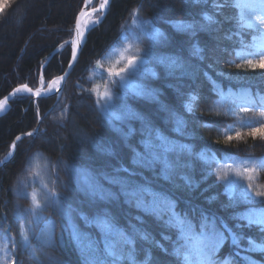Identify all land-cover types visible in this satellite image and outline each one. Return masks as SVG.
Here are the masks:
<instances>
[{
  "label": "trees",
  "instance_id": "obj_1",
  "mask_svg": "<svg viewBox=\"0 0 264 264\" xmlns=\"http://www.w3.org/2000/svg\"><path fill=\"white\" fill-rule=\"evenodd\" d=\"M180 1L111 0L99 23L87 32L61 97L41 120L36 136L19 140L12 160L0 168V244L8 242L5 254L11 259L15 255L16 264H84L81 243L73 238L67 218L54 204L41 212L38 224L30 232L29 244L20 239L18 222L21 216L28 219L24 209L30 206L26 194L35 189L38 199L42 198L41 184L54 188L63 205L74 209L72 224L92 240L100 239L99 231L94 225L86 226L81 217L91 219L101 211L109 212L118 227L140 229L149 235V240L136 241L132 260L123 258L119 264H183L182 257L174 253L175 230L138 210L123 196L93 200L76 174L77 170L112 174L121 167L133 168V149L142 150L141 141L149 125L176 144L188 145L194 153L181 157V165L186 161L187 167L177 168L171 179L161 176L159 166L135 168V179L176 200L177 211L191 214L193 209L197 213L206 210L233 224V214L251 206H229L227 188L232 185L217 180L218 163L249 162L247 167L252 171L244 173L243 180L237 183V198L240 191L246 190L249 178L254 187L264 190V139L259 133L253 138L249 127L244 126L258 127L264 118L256 111H240L241 107L264 105V68L235 67L242 63L237 53L259 59L247 56L253 51V37L236 26L234 0ZM83 2L0 0V8L8 5L0 14V100L21 85L35 90L41 75L47 84L64 73L75 18ZM214 4L223 6L215 8ZM205 15H213L216 23L208 25ZM131 23L128 31L136 38V47L149 71L133 76L136 92L122 88L123 84L110 85L114 97L105 113L92 91L105 82L102 74L98 76L93 71L97 61L103 67L104 55L120 45L122 33ZM143 23L151 24L162 36L153 39L142 29ZM180 24L193 25L195 34L180 30ZM197 44L204 50L202 60L190 55L192 46ZM169 58L179 59L183 66L170 68ZM190 97L194 112L187 113L184 104L189 103ZM53 102L52 98L32 102L26 96L10 102V109L0 117V162L11 151L17 136L34 131L37 113L42 117ZM175 118L184 121L182 134L174 130ZM236 131L241 132V138L226 144L225 135L234 136ZM201 152L209 158L201 160ZM171 158L176 159L175 155ZM184 175L191 178L190 187L181 179ZM230 179L237 178L233 174ZM112 191L118 192V188L112 187ZM5 199L3 208L9 230L1 219ZM262 206L256 201L255 207ZM46 225L55 226L50 241L42 234ZM7 230L15 239V247ZM242 231L257 242L264 239L256 227ZM165 234L168 240H162ZM153 240L168 251L157 247ZM232 251L226 244L219 255ZM249 255L254 264H264V253Z\"/></svg>",
  "mask_w": 264,
  "mask_h": 264
},
{
  "label": "snow or ice",
  "instance_id": "obj_2",
  "mask_svg": "<svg viewBox=\"0 0 264 264\" xmlns=\"http://www.w3.org/2000/svg\"><path fill=\"white\" fill-rule=\"evenodd\" d=\"M91 2L92 0H85L86 5L91 4ZM108 3L109 0H102L99 9L93 6L92 12L104 10ZM7 6L8 5H5L3 8H0V14H3ZM214 7L221 8L222 5L214 4ZM236 7L248 9L246 27L250 29L255 28L264 32V0H251V2L244 4H241L240 0H236ZM90 15V13L82 8L76 18L75 37L71 41V55L73 61L77 58L79 46L85 35V31L88 30L91 25L98 22V19H90ZM204 20L208 25L216 23L213 15H205ZM141 27L143 30L147 31L153 39L162 36V33L153 29L149 23H143ZM177 27L182 31L195 34L193 25L180 24ZM128 51L129 47L126 46L123 52ZM203 51L204 50L201 49L198 44L193 45L190 50V55L202 60L204 59ZM237 55L242 60V63L235 64V67L238 69L244 66L251 69H255L256 67L264 68V43L259 45L254 51H249L247 53L248 57L258 56V60L244 58L241 53H237ZM123 59L126 62H124L118 70L115 69V66L108 70V77L114 79L106 81L104 92H99L95 88L92 89L98 101H111L114 97V93H112L109 86L116 85L117 83L123 84L125 82V73H134L144 62L139 49H137L136 55H129L123 57ZM99 63L100 61H97V65H99ZM167 63L170 68L183 66L177 58H169ZM71 66L72 64L70 62L69 67ZM63 80L64 76H57L55 79L48 81L47 91L51 92L53 89L59 91ZM40 84L41 86L45 84L43 75L40 77ZM16 93H30L34 97H39L41 95V89L37 88L33 90L27 85H21L15 88L10 95ZM192 99L193 98L190 97L189 104L186 107H188L189 111L194 112ZM6 102L7 97L4 100H0V110L3 109ZM66 110L67 109H65V112ZM215 111L217 115L220 114L219 106H217ZM240 111H256L260 117L264 118V105L257 108V106L253 104L252 108L241 107ZM225 114L227 115L229 113L226 112ZM37 118L38 120L42 118L39 113H37ZM244 126L249 127V134L252 135L253 138L259 133L260 138L264 139V123H260L258 127H252L247 124ZM174 130L177 133H183L184 121L182 119L175 118ZM25 135L32 137L34 132H27ZM234 138L240 139L241 132L236 131L234 136L225 135L224 142L227 144ZM19 140H21V137L17 136L16 141ZM15 146L14 142L13 147ZM140 148L142 150L133 149V168L121 167L116 169L112 174L105 172L93 174L85 170H77L76 174L79 177L83 190L93 200L99 201L113 200L117 199L118 196H123L126 202L134 205L138 210H141L145 214L155 216L163 221L168 229L175 230L176 232V247L174 248V253L177 257H182L183 264H254L249 254L253 252L264 253V239L257 242L256 238L245 236L242 229L256 227L260 230L262 237H264V206L259 208L255 207L256 201L264 205V190L254 187L251 178H249L246 190L240 191L238 198L235 191L237 183L243 180L244 173L252 171V169L247 167L249 162L233 161V163H218L215 169L218 181L226 183L227 185H232V187L227 188L229 206L239 203L251 205L244 212L234 213L231 217L234 223L229 224L228 221L217 217L215 214H209L206 210L197 213L196 210L193 209L191 214L188 212H179L177 211L176 200L162 191L155 190L145 182L135 179L136 167L150 169L157 166L160 168L161 176L165 179H171L172 174L177 168L181 166L187 167L186 161L181 165V157L194 155L188 145L176 144L158 130L152 129L149 125L145 127L144 138L141 141ZM11 155L12 152H9V156ZM173 155L176 157L175 160L171 158ZM198 155L201 160L209 158L203 152ZM251 163L256 164L257 162L251 161ZM121 172L124 173V175H120ZM233 174L237 178L236 180L230 179V175ZM181 179H183L189 187L191 186L192 181L190 177L184 175ZM53 183H55V181ZM105 185L109 187H105ZM112 187L118 188V192L112 191ZM41 189L43 195L40 199H38V193L35 189H33L31 193L26 194L30 200V206L24 209V213L27 214L28 219L21 216L18 222L19 237L25 245L29 244L30 232L32 231L33 225L38 224L41 218V212L50 204H54L59 208L63 216L67 218L69 226L72 227L73 238L81 243L84 264H119V261L123 258L132 260L133 248L136 241L150 239L149 235L140 229L128 231L118 227L109 212L101 211L91 219L88 217H81L86 226L94 225L99 231L100 239L92 240L90 237L81 233L76 226L72 224V212L74 209L71 207L66 208L63 205L60 194L55 191L54 188H49L47 184H41ZM21 194L24 195V193ZM54 227V225H46L42 233L46 235L49 241L54 234ZM168 239L169 237L167 234L162 236V240ZM152 242L165 252L168 251L167 248H164L162 243H157L154 240ZM226 244L232 247L233 251L221 257L219 254ZM12 245L15 247V239H13ZM7 248V241L0 244V252H5ZM2 260L3 264H16V261L10 259L7 255H5ZM133 264H135L134 261Z\"/></svg>",
  "mask_w": 264,
  "mask_h": 264
},
{
  "label": "rangeland",
  "instance_id": "obj_3",
  "mask_svg": "<svg viewBox=\"0 0 264 264\" xmlns=\"http://www.w3.org/2000/svg\"><path fill=\"white\" fill-rule=\"evenodd\" d=\"M187 1L188 0H181L180 2L182 4H184V2H187ZM249 2H251V0H240L241 4L249 3ZM101 3H102V0H96V5L97 4H101ZM220 5H222V4H220ZM94 6H95V4H94ZM233 6L235 7V9L237 11V15H238L237 20H236V26L239 29H241L242 31L246 32V33H251V35L253 37L252 44H251V49L254 51L259 45L264 43V32H261V31L255 29V28H251L250 29V28L246 27L247 20H248V16H247L248 9L243 8V7H236V0H234V5ZM92 17H94V18H92V20H97L98 19V22H99V20L101 19L102 16L101 15H98V16L96 15V16H92ZM97 23H95L94 25H97ZM132 23L134 24V21ZM132 23L127 28L126 32L122 33L123 35L121 37L120 45L119 46L118 45L114 46L110 51H108L104 55V57L102 59L103 67L99 66V67H97V69H94V71H93L98 76L99 75L101 76V74H102L101 78H103L105 84H106L107 80L114 79V78H109L108 77V70L110 68L115 66V69L118 70L119 67L122 66V64L124 62H126L123 59V57H127L129 55H136L137 54V49L138 48L136 47V44H135L136 43V38L132 34H130V32L128 31V29L132 26ZM126 46L129 47V51L128 52H123V49ZM140 55H141V57L143 59V54H142L141 51H140ZM214 55H215V53H214ZM138 63H139V61H138ZM147 71H149V69L147 68V65L144 64V62H143V64L140 65L139 69L137 71H135L134 73H131V74L125 73V82L123 83L124 86L121 85L122 88L125 87L124 89H127V90L130 89L133 92H136L137 86H136V83L134 81L133 76L134 75H138V74H142V73L147 72ZM105 84L102 85V86H99L97 91L104 92L105 91ZM46 87H47L46 83L43 86H41L40 80H38L37 88H40L41 90H44ZM111 101H99V106H100V109H101L102 112L108 113V109H109V105H110ZM34 102H36V101H34ZM188 104H189L188 102H186L184 104V109H185V111L187 113H190L191 111H189L188 107H186ZM5 255H6L5 252H0V264H3L2 258ZM7 256L10 258V256L8 254H7Z\"/></svg>",
  "mask_w": 264,
  "mask_h": 264
},
{
  "label": "water",
  "instance_id": "obj_4",
  "mask_svg": "<svg viewBox=\"0 0 264 264\" xmlns=\"http://www.w3.org/2000/svg\"><path fill=\"white\" fill-rule=\"evenodd\" d=\"M110 2H111V0H109V3H108V5L106 6V8L109 6ZM93 3H94V0H92L91 4H89V5H86V4L84 3V4L82 5V8H84L85 11L87 12V10L92 6ZM82 8H81V9H82ZM106 8H105L104 10H102V11L98 10V11H96L95 13H98V12H103V13H104V11L106 10ZM97 9H99V8H97ZM89 12H92V10L89 11ZM79 13H80V12H79ZM79 13L77 14V16L79 15ZM77 16H76V18H77ZM75 24H76V19H75V23H74V27H73V31H72V38H71V40H70V47H71V41H72V39L75 37ZM87 31H88V30L85 31V35H84V37H83V39H82V41H81V43H80L79 50H78V55H77V58H76L75 61L72 60V55H71V53H70V58H69V61H68L67 67H66L64 73L61 75V76H64V80L61 82V85H60L59 91L56 90V91L53 92V93L41 92V95H40L39 97H34V96H32L30 93H16V94H14V95H10L11 93H13V90H14V89H13L8 95H6L3 99H1V100H4V99L7 97V102L4 104L3 109L0 110V117L3 116L4 114H6V113L8 112V110L10 109V101H11V99H13L14 97H17V96H27V97H30L32 101H37V100L44 99V98H54V99H55V100H54V103H53V104L51 105V107H50V108L44 113V115H42V118L38 120V123H37V125H36V127H35V129H34V131H33V132H34V135L32 136V137H35V135H36V133H37V131H38V128H39V125H40L41 120H42V119H43V118H44V117H45V116H46V115H47V114H48V113L54 108V106L57 104V102H58V100H59V98H60V96H61V94H62V92H63V89H64V86H65L66 80L68 79V77L70 76V74L72 73V71L74 70V68H75V66H76V64H77V61H78V58H79L80 52H81L82 47H83L84 42H85V37H86V35H87ZM70 62H71V64H72L71 67H69ZM18 87H20V86H18ZM16 88H17V87H16ZM20 137H21V139H23V138H26V137H29V136H27V135L24 134V135H20ZM14 142H15V145L17 146V142H18V141H16V139H15V140L12 142V144H11V151H10V152H12V155L9 156V154H8L7 157H6V159L0 162V168H1V167H4L6 164H8V163L12 160V158L14 157V154H15V152H16V146L13 147V143H14Z\"/></svg>",
  "mask_w": 264,
  "mask_h": 264
},
{
  "label": "bare ground",
  "instance_id": "obj_5",
  "mask_svg": "<svg viewBox=\"0 0 264 264\" xmlns=\"http://www.w3.org/2000/svg\"><path fill=\"white\" fill-rule=\"evenodd\" d=\"M82 5H83V3H82ZM82 5H81V8H82ZM81 8H80V10H81ZM80 10L78 11V13L80 12ZM92 9H88L87 10V12L88 13H90L91 15H90V19H92V18H94V17H92V16H98L99 15V13H95V12H89V11H91ZM77 13V14H78ZM77 16V15H76ZM76 19V18H75ZM92 26H94V24L92 25ZM44 90H46V93H53V92H55L56 90L55 89H53L51 92H48L47 91V87H46V89H44ZM61 97V96H60ZM60 99V98H59ZM59 101V100H58ZM53 110V109H52ZM51 110V111H52ZM50 111V112H51ZM37 134V133H36ZM36 136V135H35ZM6 203H7V200L5 199L4 201H3V205H2V208H1V211H2V215L3 216H1V219H2V222H4V224L5 225H7L8 224V226H7V229L9 230V223H8V221L7 220H5V214H4V208H6ZM4 207V208H3ZM7 222V223H6ZM8 230L6 231V233H7V235H8V238L10 239V238H13V236L12 235H10L9 233H8ZM14 239V238H13Z\"/></svg>",
  "mask_w": 264,
  "mask_h": 264
}]
</instances>
